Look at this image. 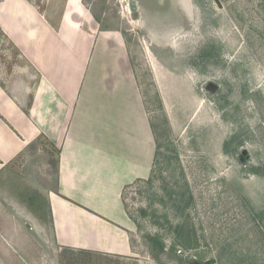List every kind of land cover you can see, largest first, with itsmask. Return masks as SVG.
I'll return each mask as SVG.
<instances>
[{
    "label": "rangeland",
    "instance_id": "rangeland-1",
    "mask_svg": "<svg viewBox=\"0 0 264 264\" xmlns=\"http://www.w3.org/2000/svg\"><path fill=\"white\" fill-rule=\"evenodd\" d=\"M73 1L84 7L85 24L99 23L97 33L84 24L89 56L110 37L126 45L153 128L152 171L123 193L135 254L44 256L51 264H264V0H134V15L130 0ZM57 2L0 0V76L19 63L21 33L30 44L33 32L75 10ZM112 59L94 50L86 105L105 101L116 110L124 102L112 78L101 84ZM123 95L139 96L130 81ZM121 110L128 129V109ZM121 128L114 140L123 147ZM38 149L55 162L56 150ZM31 192L24 198H36ZM47 199L39 196L43 214ZM0 264L36 263L28 254H0Z\"/></svg>",
    "mask_w": 264,
    "mask_h": 264
},
{
    "label": "crops",
    "instance_id": "crops-1",
    "mask_svg": "<svg viewBox=\"0 0 264 264\" xmlns=\"http://www.w3.org/2000/svg\"><path fill=\"white\" fill-rule=\"evenodd\" d=\"M61 2L66 10H75L63 11L54 24L48 19L46 28L33 32L30 44L29 33H21V44L14 45L21 63L0 76V254H28L36 264H44L46 257L51 264L44 254L129 258L136 246L123 193L152 171L153 128L126 45L110 37L93 45L89 56L84 7L78 9L73 0L71 6V0ZM98 25L86 28L97 33ZM97 47L113 55L101 84L113 79L112 91L128 109L123 124L128 129L121 128L120 106L113 110L105 101L84 103L90 82L85 75L90 69V78L94 76L97 63L91 58ZM129 81L139 95L135 102L123 95ZM100 88L104 93L105 87ZM120 128L123 147L114 140ZM37 146L56 150L55 162ZM25 189L36 198H24ZM41 195L49 196L45 214L37 208Z\"/></svg>",
    "mask_w": 264,
    "mask_h": 264
},
{
    "label": "water",
    "instance_id": "water-1",
    "mask_svg": "<svg viewBox=\"0 0 264 264\" xmlns=\"http://www.w3.org/2000/svg\"><path fill=\"white\" fill-rule=\"evenodd\" d=\"M129 6H130V10H131V12H132L133 15H134L135 12H136V4H135L134 0H130Z\"/></svg>",
    "mask_w": 264,
    "mask_h": 264
},
{
    "label": "built area",
    "instance_id": "built-area-1",
    "mask_svg": "<svg viewBox=\"0 0 264 264\" xmlns=\"http://www.w3.org/2000/svg\"><path fill=\"white\" fill-rule=\"evenodd\" d=\"M177 253L182 254L183 252H182V250H177Z\"/></svg>",
    "mask_w": 264,
    "mask_h": 264
},
{
    "label": "trees",
    "instance_id": "trees-1",
    "mask_svg": "<svg viewBox=\"0 0 264 264\" xmlns=\"http://www.w3.org/2000/svg\"><path fill=\"white\" fill-rule=\"evenodd\" d=\"M193 264H200V263H198V262H193Z\"/></svg>",
    "mask_w": 264,
    "mask_h": 264
},
{
    "label": "flooded vegetation",
    "instance_id": "flooded-vegetation-1",
    "mask_svg": "<svg viewBox=\"0 0 264 264\" xmlns=\"http://www.w3.org/2000/svg\"><path fill=\"white\" fill-rule=\"evenodd\" d=\"M136 8H138V7H137V3H136Z\"/></svg>",
    "mask_w": 264,
    "mask_h": 264
}]
</instances>
